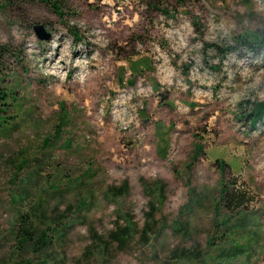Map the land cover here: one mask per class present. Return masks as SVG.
Returning <instances> with one entry per match:
<instances>
[{"label": "rangeland", "instance_id": "rangeland-1", "mask_svg": "<svg viewBox=\"0 0 264 264\" xmlns=\"http://www.w3.org/2000/svg\"><path fill=\"white\" fill-rule=\"evenodd\" d=\"M61 2L0 0V264H264V0Z\"/></svg>", "mask_w": 264, "mask_h": 264}, {"label": "trees", "instance_id": "trees-1", "mask_svg": "<svg viewBox=\"0 0 264 264\" xmlns=\"http://www.w3.org/2000/svg\"><path fill=\"white\" fill-rule=\"evenodd\" d=\"M31 2H42L46 3L48 5H51L53 9L56 10V12L59 15L63 14V7L61 5V0H30ZM163 14L168 15V12L166 10L161 11ZM234 44L240 45L242 48H244L246 51H250L252 53H256L260 56L264 52V32H260V34L255 35L254 39L251 40V38L247 37V35H244L240 38H238ZM239 47V46H237ZM240 47V48H241ZM205 49L211 48L215 51L216 55L220 59H224L229 53H232L234 51V47L229 45L224 46H218L215 44H205ZM236 49V48H235ZM17 57V55L15 54ZM7 91H0V126H2V122L4 119L2 118V114L6 113L5 110L2 109V106L4 105L1 101L4 100L7 101ZM264 118V103L260 104H254L253 107L250 109L249 113L243 116V119L252 127L255 128L256 125L260 122H262V119ZM163 149H161L162 152ZM202 150L201 146L196 147V151L194 153V158L197 159L200 156V152ZM229 187L226 184L221 189V200L226 201V204L234 199V195H228ZM226 205V206H227ZM39 230L35 227V225L29 220L27 216L21 217L20 227H19V240L18 242L21 245L27 244V245H33L34 251L38 252L40 248L47 247L49 243V234L43 232L40 235L34 237V232H38ZM55 231V230H54ZM53 231V232H54ZM220 257H231L229 253H222L220 254Z\"/></svg>", "mask_w": 264, "mask_h": 264}, {"label": "water", "instance_id": "water-1", "mask_svg": "<svg viewBox=\"0 0 264 264\" xmlns=\"http://www.w3.org/2000/svg\"><path fill=\"white\" fill-rule=\"evenodd\" d=\"M34 31L41 41H47L51 38V35L46 31L44 25H35Z\"/></svg>", "mask_w": 264, "mask_h": 264}]
</instances>
